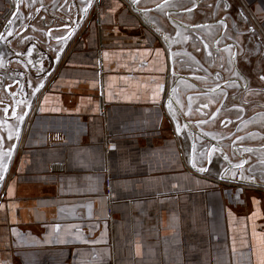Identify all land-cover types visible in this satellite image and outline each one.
Listing matches in <instances>:
<instances>
[{
	"label": "crops",
	"instance_id": "1",
	"mask_svg": "<svg viewBox=\"0 0 264 264\" xmlns=\"http://www.w3.org/2000/svg\"><path fill=\"white\" fill-rule=\"evenodd\" d=\"M55 4L0 0V264H261L264 176L218 158L206 171L173 117L186 98L211 117L227 91L236 110L217 122L258 113L248 145L264 155V0L171 1L169 20L147 24L118 0H86L74 18ZM220 27L238 56L224 81L193 80L183 48Z\"/></svg>",
	"mask_w": 264,
	"mask_h": 264
},
{
	"label": "water",
	"instance_id": "2",
	"mask_svg": "<svg viewBox=\"0 0 264 264\" xmlns=\"http://www.w3.org/2000/svg\"><path fill=\"white\" fill-rule=\"evenodd\" d=\"M86 0H58V12L64 16H70L71 18H74V16H77V14L80 13L78 5L83 4ZM122 5L127 10H130L134 15H137L141 22L144 24H147L146 22L148 19L147 16L149 17H154L155 18H166L170 19V9L166 7L167 3H170L171 1H183V0H164L159 4L154 5V0H118ZM77 2V3H76ZM96 5L101 4V0H95ZM200 8V3L198 6H195L191 9L185 10L182 8L177 9V6H174V10L177 11H172V13H179V14H191L195 9ZM207 8H212V16L211 18L213 19L212 23L210 26H216L217 23L214 21L215 18V13H216V8L215 6H208ZM147 19V20H146ZM153 19V18H150ZM58 20V19H57ZM154 21V20H152ZM55 18H53L52 23H47L46 22V16L42 17V23L44 26L49 27L51 24H54ZM91 23V21H90ZM220 24V23H219ZM149 25V24H148ZM171 25V24H170ZM232 26H234L232 24ZM222 27V26H221ZM218 30L220 33H213L211 37H213L212 44L210 45L208 43L210 37H205L207 38V44L211 48V60H207L208 64L213 67L214 65H219L218 71L211 72L210 67H206L205 64L202 62L196 60L194 58L195 52L190 51L187 49L183 48V53L185 55H188L190 58H193V60L197 63H200L201 66H204L206 71L203 73L205 75L204 78L207 79H216L217 82L224 81V77L220 73V68L222 67V64L224 60H226L227 63H231L229 61V55L232 49V53L234 54V60L238 56L237 53V48H239V45L236 44V31L233 30H227V32H230L229 34H226V28H221ZM226 34V35H225ZM225 35V36H224ZM200 34H197L195 32H192L190 37H192V40H200L201 37H199ZM202 36V35H201ZM162 37V36H161ZM224 37L223 42L217 46V43L219 40ZM211 40V39H210ZM214 45V46H213ZM235 45L237 46L235 49ZM181 50V49H180ZM229 50V52H228ZM204 52L205 56V51L202 49H198L197 53H202ZM181 57V56H180ZM177 58L179 63H186L187 61L184 60V58ZM206 58V57H205ZM233 60V61H234ZM192 69V74H190V78L193 80H198V78L195 76L196 75V70ZM198 69L197 67H195ZM225 72L229 73L228 69H225ZM1 82L4 81V77L0 76ZM203 78V79H204ZM206 80V79H205ZM220 80V81H219ZM4 83V82H3ZM1 84V83H0ZM219 84V83H218ZM217 85H213L212 87H209L211 89H215ZM229 90V88H227ZM196 91H201V93H197L198 96H208V91L202 87H197ZM210 94V93H209ZM216 94V93H215ZM228 96L227 91L225 92V96L220 95V93L217 94L215 99V103H218V107L215 111V113L211 116L208 117L207 115V110L209 109L210 105L209 103L206 102H201L197 101L198 104L196 106H193V103L190 98H186L187 102V108L185 112L183 111L181 105L179 106V120L177 118L173 117L174 124L177 128V132L179 135L181 134V125L187 126V135L190 137V141L192 142V148H195L194 153L192 152V155H194V160L198 162L199 164H205L206 171H208L212 165V162L214 159L218 158V160H222L223 162L227 161H232V165L235 169L236 172L242 173V174H249L253 180L259 179L261 180L264 176V169H261L260 166L263 164L262 159H264V155L261 154L259 149L257 147L248 145V142L254 141L256 138V131L255 129H252L253 126L256 124L255 117L257 116L258 113L250 114L245 110L244 108H238L241 111L236 114L237 116H234L232 119L231 118H225L221 120L220 122H217V119L219 118L218 115L221 114L222 112L226 111H234L236 110V107H225L226 103V98ZM3 99V96H1ZM190 113H196V116L194 117L190 116ZM220 116V115H219ZM261 123L264 124V120L261 121ZM216 125V128L218 130H208L207 126L209 125ZM231 125L234 126V128L229 131V133H221L223 129H229ZM260 139V138H259ZM230 158V159H229ZM264 167V166H263ZM232 170V167H229ZM199 173L200 169H197ZM264 188V187H263Z\"/></svg>",
	"mask_w": 264,
	"mask_h": 264
},
{
	"label": "flooded vegetation",
	"instance_id": "3",
	"mask_svg": "<svg viewBox=\"0 0 264 264\" xmlns=\"http://www.w3.org/2000/svg\"><path fill=\"white\" fill-rule=\"evenodd\" d=\"M57 3H58V0H56V7L58 8V5H57ZM58 9H60V8H58ZM58 9H57V11H58ZM226 35V34H225ZM224 35V36H225ZM199 37H201V39L200 40H192V37H190V39H189V41L190 42H192V44H193V46L195 47V50L198 52V49H202L203 51H205V56L204 57H206V59L207 60H211V57H210V55H212L211 54V48L208 46V44H207V38H205V36H199ZM223 40H224V37H222L220 40H219V42L217 43V46L219 45V44H221V42H223ZM204 53V52H203ZM197 68L198 69H196L195 67H194V70H196V77L197 78H204L205 77V75L203 74V73H205L204 71H206V69L204 68V66H201V64L200 63H197ZM204 79H207V78H204ZM251 90H253V91H255V89L256 88H254V87H249ZM0 89H1V86H0ZM214 89V88H213ZM213 89H211V88H209V87H207V91L209 92V93H212V90ZM200 93H201V91H200ZM2 91H0V101L2 100ZM0 111H1V109H0Z\"/></svg>",
	"mask_w": 264,
	"mask_h": 264
},
{
	"label": "snow or ice",
	"instance_id": "4",
	"mask_svg": "<svg viewBox=\"0 0 264 264\" xmlns=\"http://www.w3.org/2000/svg\"><path fill=\"white\" fill-rule=\"evenodd\" d=\"M88 9L87 8H85V11H87ZM9 34H11V33H9ZM169 107H171V104H169ZM0 167H2V166H0ZM203 170V169H202ZM261 264H264V260H261Z\"/></svg>",
	"mask_w": 264,
	"mask_h": 264
}]
</instances>
